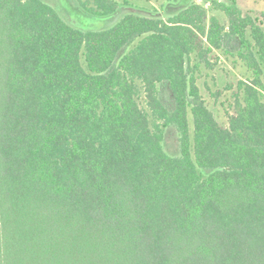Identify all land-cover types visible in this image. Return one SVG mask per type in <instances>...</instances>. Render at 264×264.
<instances>
[{
	"label": "trees",
	"instance_id": "16d2710c",
	"mask_svg": "<svg viewBox=\"0 0 264 264\" xmlns=\"http://www.w3.org/2000/svg\"><path fill=\"white\" fill-rule=\"evenodd\" d=\"M201 1L84 31L0 0V264H264V14ZM232 38L251 76L223 127L198 73Z\"/></svg>",
	"mask_w": 264,
	"mask_h": 264
},
{
	"label": "rangeland",
	"instance_id": "374dc122",
	"mask_svg": "<svg viewBox=\"0 0 264 264\" xmlns=\"http://www.w3.org/2000/svg\"><path fill=\"white\" fill-rule=\"evenodd\" d=\"M42 1L52 7L68 24L87 31L109 29L128 14L155 18L172 16L187 8L193 0H130V5H125L123 0H119L113 12L99 16L85 10L79 0ZM199 2L202 3L201 0ZM237 5L244 14L257 17L264 14V0H237ZM216 14L224 23H227V17L222 12L216 11ZM239 48L240 42L237 38L227 39L222 50H214L207 55L206 59L209 60L210 64H203L198 73V85L201 94L223 127L228 126L229 116L235 114L239 80H246L251 76V72L237 57ZM127 49L128 47L124 48L120 55ZM161 96L166 104L172 106V95L166 84L161 86ZM139 103L148 112L150 119L153 120L143 91L140 92ZM188 117L190 132L193 134L191 113ZM163 146L170 155H180L179 135L176 126L170 125L165 129Z\"/></svg>",
	"mask_w": 264,
	"mask_h": 264
},
{
	"label": "crops",
	"instance_id": "0c3cea01",
	"mask_svg": "<svg viewBox=\"0 0 264 264\" xmlns=\"http://www.w3.org/2000/svg\"><path fill=\"white\" fill-rule=\"evenodd\" d=\"M199 1V0H198Z\"/></svg>",
	"mask_w": 264,
	"mask_h": 264
}]
</instances>
